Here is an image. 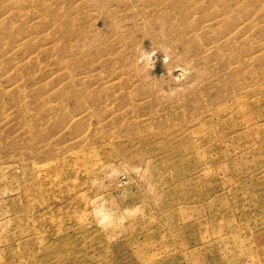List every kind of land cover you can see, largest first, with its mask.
Instances as JSON below:
<instances>
[{
    "label": "rangeland",
    "instance_id": "374dc122",
    "mask_svg": "<svg viewBox=\"0 0 264 264\" xmlns=\"http://www.w3.org/2000/svg\"><path fill=\"white\" fill-rule=\"evenodd\" d=\"M0 264H264V0H0Z\"/></svg>",
    "mask_w": 264,
    "mask_h": 264
}]
</instances>
